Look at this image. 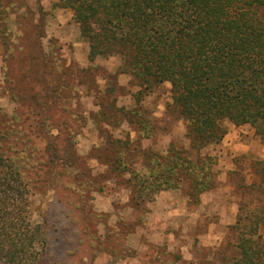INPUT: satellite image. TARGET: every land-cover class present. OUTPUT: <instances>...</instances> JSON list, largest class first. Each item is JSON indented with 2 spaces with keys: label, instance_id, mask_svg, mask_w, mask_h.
<instances>
[{
  "label": "trees",
  "instance_id": "obj_1",
  "mask_svg": "<svg viewBox=\"0 0 264 264\" xmlns=\"http://www.w3.org/2000/svg\"><path fill=\"white\" fill-rule=\"evenodd\" d=\"M59 5L73 11L89 39L91 61L99 55L122 54L118 71L134 75L141 87L139 99L169 82L172 106L185 120L190 148L171 142L165 153L150 151L147 171L122 160L127 138L110 139L124 147L110 153L109 166L116 164L120 175L128 174L125 183L136 205L155 200L163 190L179 188L183 180L191 197L212 189L218 159L201 151L223 139L226 121L248 123L264 139V0H60ZM24 6L18 23H28L37 15L34 37L39 41L45 35L44 10L40 4L37 11L27 3ZM46 55L38 58L37 70L28 66L20 74L23 84L16 78L17 62L25 63L36 54L16 45L7 57L9 64L15 63L5 72L7 88L19 105L11 125L0 129V264H44L48 232L32 218L31 197L39 178L29 176V171L39 162L42 167L72 157V141L65 143L62 153L59 134L49 135L57 125L40 121L58 98H68L54 83L52 70H47ZM138 101L125 116L149 136L153 123ZM69 131L66 136L71 139ZM33 152L37 163L29 162ZM253 167L255 177L237 183L242 197L227 236L234 253H222V264H264V162H254ZM73 182L81 184L77 175ZM63 189L69 191L68 205L84 212L83 200L73 195L78 189L70 182ZM180 259L178 254L165 261L157 253L145 264H176Z\"/></svg>",
  "mask_w": 264,
  "mask_h": 264
},
{
  "label": "rangeland",
  "instance_id": "obj_2",
  "mask_svg": "<svg viewBox=\"0 0 264 264\" xmlns=\"http://www.w3.org/2000/svg\"><path fill=\"white\" fill-rule=\"evenodd\" d=\"M59 1L0 0V129L11 125L19 105L10 95L5 73L11 64H15L12 60L9 64L7 57L16 45L36 54L25 63L17 62L18 83H25V79L18 77L29 69L28 66L34 70L41 67L38 58L46 53V68L52 70L54 83L60 84L62 93L68 96L66 101L58 98L57 104L52 103L49 115L41 116L40 121L57 125L49 130V135L59 134L62 153L65 143L72 141V157L57 164L48 162L42 167L38 166L41 163L34 152L29 159V162H39L29 171V176L39 178L33 189L31 208L33 220L43 223L48 232L44 264H145L157 253L162 254L165 261L180 254L181 259L176 264H222V253H234L227 243L232 223L224 228L216 227V237L207 235L208 223L220 216L214 213L215 206L216 211L223 209L227 219L231 214H237L242 197V189L237 183L241 178L250 182L255 177L253 163L264 162V158L247 153L230 155L228 162H233L234 168L228 171L222 168L220 175L215 171V188L209 189L225 192L216 200L206 198L202 202L200 196L189 197V200L186 180L179 188L167 189L184 197L180 201L187 199L189 216L192 212L197 213L201 221L183 222L179 212L175 214L178 223L174 227L167 225L169 221L163 212L154 215L152 201L136 205L131 200V189L125 183L128 174L120 175L116 164L109 166L110 153L124 147L110 139L127 138L129 146L122 160L132 163L137 170L147 171L146 155L150 151L165 153L171 142L190 148L185 120L172 106L169 82L156 85L139 99L141 87L134 75L118 71L123 63L122 54L99 55L91 61L89 39L81 32L73 11L61 7ZM24 3L35 11L40 4L44 10L45 35L39 41L34 37L37 15L28 23H18L19 15L25 10ZM138 100L153 123L149 136L143 135L137 124L125 116L126 111L130 113L136 109ZM64 107L67 109L63 110ZM225 124L228 128L234 127L230 121ZM66 127L71 129V139L66 136L70 132ZM214 144L201 152L219 159L211 147ZM257 146L253 150L255 153L259 150ZM49 171L51 174L46 177ZM75 175L80 186L73 182ZM69 182L78 189L73 195L83 200L84 212H76L68 205L69 191H64L63 185ZM166 251L173 255H165Z\"/></svg>",
  "mask_w": 264,
  "mask_h": 264
},
{
  "label": "crops",
  "instance_id": "obj_3",
  "mask_svg": "<svg viewBox=\"0 0 264 264\" xmlns=\"http://www.w3.org/2000/svg\"><path fill=\"white\" fill-rule=\"evenodd\" d=\"M233 125L234 127H231V128H228L226 126L227 133L225 134L223 139L219 143H216L211 146L213 151H215V153H217L219 157L218 162L215 166V171L219 172V175H220V172H222L221 171L222 168L226 169L227 171L229 169L234 168L233 162H228L230 155H236L238 153H241V154L247 153L249 155H252V154L259 155L261 158H264V141L259 135L256 134L255 129L250 124H241V125L233 124ZM256 146L259 150L258 152L255 153L253 152V150L255 149ZM223 194H225V192H221L220 190L215 189L214 191L209 190L205 193H201L199 196L202 202H204L206 198H211L213 200H216L222 197ZM189 197L191 198L190 195H188V198ZM183 198L184 197L181 198L180 196H177V194L174 193V190L161 191L160 193L157 194L155 200L152 201L153 202L152 210H153L154 215H157V213L163 212V214L167 217V221H169L167 225H173V226L176 223H178L177 222L178 219H176L177 217H175V214L179 212H181V217L183 216L182 217L183 222L184 220L187 222V220L190 221L191 219H193L194 221H201L197 213L194 214L192 212L191 216H189L190 212L187 211L188 209L186 207V205L189 203L187 199H185L184 201L182 200L180 201V199H183ZM179 204H181L182 206L181 208H179ZM216 207L217 206H215L214 208L215 209L214 213L216 214L219 213L220 216L218 217V219H215L214 221L208 223L209 233L207 235H209V237H216V233H215V230L217 229L216 227L220 226L224 228L227 224L233 223L236 219V213H233V215L231 214V218L229 217V219H227L225 217L223 209L222 210L219 209L218 211H216ZM173 219H176V220H173ZM167 225H166V227H168L167 230L171 231L170 226H167ZM167 244L168 246L167 245L166 246L169 249L170 248L169 243L167 242Z\"/></svg>",
  "mask_w": 264,
  "mask_h": 264
}]
</instances>
